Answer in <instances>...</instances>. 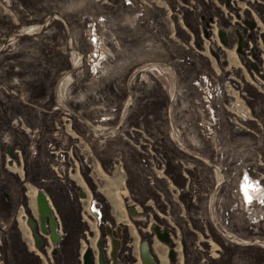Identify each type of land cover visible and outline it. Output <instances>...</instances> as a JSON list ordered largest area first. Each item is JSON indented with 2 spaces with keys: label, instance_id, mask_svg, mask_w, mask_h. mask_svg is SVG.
Returning a JSON list of instances; mask_svg holds the SVG:
<instances>
[{
  "label": "rangeland",
  "instance_id": "rangeland-1",
  "mask_svg": "<svg viewBox=\"0 0 264 264\" xmlns=\"http://www.w3.org/2000/svg\"><path fill=\"white\" fill-rule=\"evenodd\" d=\"M192 5L191 0H0V99L12 107L24 106L43 121L48 117L52 124L27 125L17 114L15 119L23 124L11 128L0 117V183L8 178L5 188L11 192L20 187L10 172L1 171V163L11 168L23 153L14 148L17 138L26 139L28 155L16 169H27L39 159L52 182L77 181L71 192L79 197L85 229H94L99 221L90 217L89 206L100 209L96 197L106 198L110 182L94 160L98 154L88 166L77 157L82 152L86 159L114 144L128 149L125 157L133 161L126 167L118 154L109 173L124 207L128 201L158 210L161 194L180 206L182 196L185 203L203 198L222 237L238 247L264 249V237H243L224 221L226 186L237 201V178L245 171L264 184V65L256 72L250 52L246 62L251 73L245 77L203 65L194 41L182 38L181 21ZM225 5L226 0L222 7L227 19L241 23ZM204 41L218 43L217 31ZM242 83L249 84L252 96H246ZM167 143L185 156L173 165L183 175L180 184L167 174L172 168L164 156L165 150L170 152ZM199 162L208 165V176L198 171ZM26 177L24 189L38 218L36 194L44 188ZM45 177L43 181L49 180ZM245 181L250 190L255 188L252 180ZM222 227L228 236L221 234ZM152 241L162 255L161 242L156 236ZM173 242L179 253L175 233ZM87 245L82 244V253Z\"/></svg>",
  "mask_w": 264,
  "mask_h": 264
},
{
  "label": "crops",
  "instance_id": "crops-1",
  "mask_svg": "<svg viewBox=\"0 0 264 264\" xmlns=\"http://www.w3.org/2000/svg\"><path fill=\"white\" fill-rule=\"evenodd\" d=\"M191 1L193 5L190 10L186 11L184 20L181 21L182 38L194 41L195 50L202 55L200 58L203 61V65L205 64L209 69L216 71L217 68L223 67L228 71L231 69L232 73L235 72L242 76L247 75L250 68L247 65L242 49H246L248 46L251 40V31L242 27L240 28L227 19L225 10L222 7L224 0ZM240 5L248 19L259 18L264 26V0H241ZM212 18L218 19L216 25L219 26V31L223 37L218 43L206 45L204 41L207 38L206 25ZM261 40L263 48L259 49L257 47V50L260 52L259 57H261V54L264 55V29ZM261 63L263 64L261 65ZM263 65L264 61L262 60L261 62V58H259L256 72H261L260 69ZM244 80V83L248 81L247 78ZM233 84L238 85L236 81ZM243 85L246 87L244 91L246 96H252L251 88L249 89L248 87L249 84ZM12 105L8 100L0 99V117L5 124H8L7 122L9 121L11 128L23 122L21 120L18 123L15 119L17 114L23 116L24 124L42 125L44 128L51 127L52 124L48 117L43 121L42 118L35 116L32 111L24 106L12 107ZM17 134H22V132H18ZM257 144L260 145L259 143ZM166 146L169 147L170 152L165 150L164 156L167 164L172 165L171 169L168 168L167 174L176 183L180 180V184L183 182V179H180L182 174L173 165L179 162V157L185 159V156L179 154L172 144L167 143ZM15 147L23 150L22 157L26 154L28 155L26 139L17 138V145H14ZM7 148L12 147L9 146ZM127 150L114 144H108L104 148L97 149L95 155L92 153L86 159L82 152L80 153L81 156L77 155V160L83 163L86 162L88 166V162H91L94 156L98 154L94 160L98 163L100 162V166L103 167L101 173L110 182L108 183L109 192H106L108 200L102 195L96 197V202L103 213V218L94 225V229H85L83 209L81 208L82 205L80 204L79 197L73 195L71 192L78 185L77 181L73 178L68 185L52 182L51 174L47 173V170V172L43 170L39 159L30 162V165H27V169L21 168L20 170L19 168L16 169V164L20 163V161L24 162L22 157L19 159L17 156V160L13 161L14 165L11 168L5 161L1 163V171L5 173L10 172L13 178L12 181L17 183L16 186L20 184V187L16 189V192H11L8 188H5L4 182L9 181L8 178L4 181L2 180L3 182L0 183V226L2 228L1 235L3 239L0 249V264H82L80 256L84 254L81 252L84 242L88 244V247L92 248V245H90L91 240L94 241V245L99 240H103L107 247L110 246L108 248L109 252L113 250L114 247L108 242L107 231L104 228V225L107 223L112 226L121 224L120 248L117 252L118 264H142L139 261L140 239L143 240L141 243L147 245L150 255L154 257L157 264H264V249L238 247L232 242L227 241L213 228L209 218L206 199H198V203L194 199L191 202L187 199L185 203L186 199L182 196L180 197L182 202L180 206L178 200L175 201L168 194L165 197L161 194L158 199L160 200L161 207L158 210L149 208L147 203H145L144 208H140L137 203L132 204L128 203V201L126 202L127 206L124 207L118 195L116 196L117 193L114 191L115 186L111 185L112 180L109 179V173L112 172L110 168L115 161L114 156L118 154H121L123 164L126 167H131L133 161L131 162L129 158L125 157ZM15 156L13 155L14 158ZM77 160L74 161L75 165H77ZM12 163L10 162V164ZM197 164H199L197 166L198 171L200 169L204 175L208 176V165L200 162ZM245 174L246 179L248 178L254 182L255 188L253 190L247 188L248 186H246L247 189L245 188L244 183H248L245 181L246 179L242 180ZM46 175L49 176V180L45 179L43 181V177ZM25 177L28 180L27 182L33 183L35 187L37 185L43 186V191L46 193L58 220V231L61 235L59 243H55L47 238V243L43 248H36L34 246V237L39 235L40 231L39 229L31 230L26 224L28 219H37V217H35L34 211L31 209L29 203L30 196L24 189L26 188ZM227 177L229 178V175ZM254 178L250 177V172L248 171H245L244 174L242 173L237 178L238 182H241L238 186V195L240 197L237 201H233L234 194H232L231 187L226 186L224 189V194L227 197L224 221L229 229L246 238L264 237V184L261 177ZM139 199L141 200V198ZM192 202L197 205L192 204ZM23 216L26 217L24 218ZM155 228H159L161 232H168L169 241L164 242L159 240ZM174 233L177 234L179 239V253H176L177 249H174ZM155 236L161 242V247L164 249L162 255L157 252L155 248L157 246L152 241ZM52 247L57 252L54 257L49 256V249ZM93 249L96 250V248ZM172 251L174 252V256H171ZM124 253L128 254L129 261L124 259ZM104 255L107 258V251L104 252Z\"/></svg>",
  "mask_w": 264,
  "mask_h": 264
},
{
  "label": "flooded vegetation",
  "instance_id": "flooded-vegetation-1",
  "mask_svg": "<svg viewBox=\"0 0 264 264\" xmlns=\"http://www.w3.org/2000/svg\"><path fill=\"white\" fill-rule=\"evenodd\" d=\"M226 5L230 9L234 10V15L236 17L241 18V23H234V25H236V26H238L240 28L241 27L245 28L247 30L249 29V31H251V33H252V34L250 33L251 34L250 35L251 40L249 41L248 46L246 47V49H242V52L244 53V57H245L246 61L249 59L248 52L251 53V56L253 58L250 61V66L252 65L253 68L258 69L257 65H258L259 58H261V57H259L260 52H259V50H257V47L259 49L263 48V43H262V40H261L263 29H264L263 23L260 22L259 18H256V19H253V20L252 19H248L246 17V15H245V12H244L243 8L241 7L240 3L239 4H233L230 0H226ZM231 19H232V14H231ZM217 20H218L217 18L216 19L212 18V19H210L207 22V25H206V36L208 38L209 36H211L213 34L214 31H217L218 40L220 42L223 36L221 35V33L219 31V28H218L219 26L216 25ZM215 27L217 28V30H216ZM7 150H8V153H9V148H7ZM102 218H103V213H102ZM26 224L31 230L32 229H39V231H40V234L37 235L36 237H34V240H33V244H34V246L36 248H43L45 246V244L47 243V238H49L51 241H53L51 239L50 235L42 234L41 228H40L39 217L37 219H28ZM1 232H2V228L0 226V235H1ZM38 236H40V238H41L40 240L38 239ZM107 236H108V239H109L108 242L111 243V238H109L108 233H107ZM39 242H41V243H39ZM101 242H102V247L104 249L107 248V246L104 244L103 240H101ZM2 244H3V241L1 240L0 241V249H1ZM107 249H106V251H107ZM108 251H107V257H109L108 255H110V252H111L110 251L109 254H108ZM56 253H57L56 249L54 247H52L51 248V254L52 255L49 252V256L54 257L56 255Z\"/></svg>",
  "mask_w": 264,
  "mask_h": 264
},
{
  "label": "water",
  "instance_id": "water-1",
  "mask_svg": "<svg viewBox=\"0 0 264 264\" xmlns=\"http://www.w3.org/2000/svg\"><path fill=\"white\" fill-rule=\"evenodd\" d=\"M9 152L12 153L11 148H9ZM37 207L39 211V220H40V228L42 234L50 235L51 239L55 243H59L61 241V235L59 233V224L58 220L54 214V210L51 206V203L43 190H39L37 193ZM157 238L161 241L168 242L169 241V233L161 232L159 228H155ZM40 240V236H38ZM41 243V242H39ZM114 250L112 252V256L116 257L117 248L120 245L118 240L114 241ZM99 247L101 248V241L99 243ZM171 256H174V252H171ZM105 255L104 252H101L99 255V264H105ZM83 264H95V260L93 258V252L91 249H86L83 254Z\"/></svg>",
  "mask_w": 264,
  "mask_h": 264
},
{
  "label": "built area",
  "instance_id": "built-area-1",
  "mask_svg": "<svg viewBox=\"0 0 264 264\" xmlns=\"http://www.w3.org/2000/svg\"><path fill=\"white\" fill-rule=\"evenodd\" d=\"M88 213H89L90 217H92V218H94V219H96L98 221H100L102 219V212H101L100 209H97L96 208V205L95 204H91L89 206ZM104 228L106 229V231H107V233L109 235V238H111V244L114 247V244L113 243H114L115 240H118L120 242V236H121V231H122L121 226H117L115 228L111 224L107 223V224L104 225ZM223 229L226 230L225 228L222 227V230H220L221 231V234L222 233H227V232H224ZM100 241L101 240H99L98 243L96 244V247H97L96 250H94L93 247L92 248H90V247H87L86 248V249H91L92 250V252H93V258L95 260V264H99V255H100V253L101 252H105L106 249L108 248V247L105 248V249L103 247L100 248L99 247ZM101 246H102V242H101ZM119 248H120V245L117 248L116 257H113L112 256V252H113L114 248L110 252V255H108L109 257H107V258L105 257V261H106L105 264H118L119 261L117 259V252H118ZM85 250H84V252H85ZM107 251H108V249H107ZM127 255L128 254H123V257L126 260L129 261V256H127ZM141 258H142V263L143 264H157V262L154 259V257H152L150 255V253L148 251V248H147V245L145 243H141ZM82 264H83V256H82Z\"/></svg>",
  "mask_w": 264,
  "mask_h": 264
},
{
  "label": "bare ground",
  "instance_id": "bare-ground-1",
  "mask_svg": "<svg viewBox=\"0 0 264 264\" xmlns=\"http://www.w3.org/2000/svg\"><path fill=\"white\" fill-rule=\"evenodd\" d=\"M67 84H68V82L65 81V82L62 84V85H63L62 87L65 88ZM178 139H179V138L175 137V140H176L178 143H180V140H178ZM180 144H181V143H180ZM244 184H245V188H246V186H248L247 188L250 187L249 183H246V182H245ZM247 188H246V189H247ZM36 197H37V194H36ZM218 229H219V231H220V228H218ZM223 231H224V232H227V231L224 230V229H223ZM220 232H221V231H220ZM222 235H224V236H228V233H222Z\"/></svg>",
  "mask_w": 264,
  "mask_h": 264
}]
</instances>
